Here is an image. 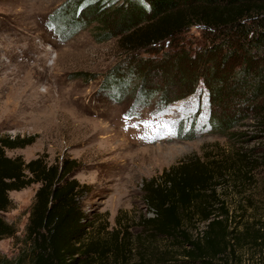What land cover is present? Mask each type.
Here are the masks:
<instances>
[{
	"label": "rangeland",
	"instance_id": "374dc122",
	"mask_svg": "<svg viewBox=\"0 0 264 264\" xmlns=\"http://www.w3.org/2000/svg\"><path fill=\"white\" fill-rule=\"evenodd\" d=\"M67 1L0 0V136H36L31 145L6 149L8 156H22L26 161L42 157L49 164L72 166L73 178L86 185L80 201L91 236L110 250L95 263L158 264L161 259L155 260L154 251L180 254L169 240H152L142 223L144 217L155 215L147 198L149 184H163L164 172L181 162L201 158L220 164L238 149L250 150L253 173L248 178L243 172L240 177L228 173L219 181L220 198L234 205L236 194L246 192L253 210L245 214L264 232L262 115L241 109V120L229 133L212 129L208 91L202 87L182 96L184 79L190 80L194 69H185V75L173 69L151 71V85L167 90L171 99L182 96L163 109L156 104L157 96L143 107L136 106L135 95L113 99L101 90V84L126 57L118 36L105 39L102 24L93 21L65 37L63 27L52 23L50 16ZM115 1L110 7L127 0ZM187 34L193 52L199 53L207 43L200 28L191 27ZM167 50L174 51L165 47L159 54ZM242 63L241 57L238 66ZM236 69L226 67L232 75ZM231 74L227 86L233 82ZM224 96V106L215 107L235 114L237 107L228 88ZM129 112L136 115L128 116ZM193 117L198 124L189 129ZM40 186L33 183L10 191L12 206L1 215L14 224L16 234L0 239V264H32L34 243L27 237V224ZM189 226L197 237L206 225L193 220ZM116 241L127 247L125 254L116 251ZM224 264H264V243L239 250Z\"/></svg>",
	"mask_w": 264,
	"mask_h": 264
},
{
	"label": "trees",
	"instance_id": "16d2710c",
	"mask_svg": "<svg viewBox=\"0 0 264 264\" xmlns=\"http://www.w3.org/2000/svg\"><path fill=\"white\" fill-rule=\"evenodd\" d=\"M115 2L68 0L50 16L52 23L63 27L65 37L93 21L102 24L105 39L118 36L119 49L126 57L105 75L102 91L118 100L135 95L137 107L157 96L156 104L163 109L203 87L208 91L212 129L229 133L241 120V109L262 115L264 120V0H127L110 7ZM90 16L97 18L89 20ZM194 26L207 41L199 53L193 52L187 34ZM165 47L174 51L159 54ZM228 66L238 69L232 75ZM171 69L183 75L185 69H194L191 79H184L182 96L174 99L148 79L153 70L168 73ZM229 74L234 78L227 86ZM227 88L237 107L235 114L215 107L224 106ZM197 124L191 118L189 129ZM179 129L185 132L184 127ZM35 140V135L0 136V239L16 234L14 224L1 215L12 206L10 191L40 183L27 224V237L34 243L32 264H96L95 259L106 257L110 250L91 236L80 201L86 185L73 178L72 166L49 164L42 157L26 161L6 153V149L23 148ZM249 151L238 149L237 159L235 153L229 154L220 164L201 158L181 162L164 172L163 184H149L147 198L155 215L144 217L146 232L152 240H169L180 253L174 256L165 250L159 255L154 251L155 260L161 259L158 264H224L239 250L264 243L262 228L245 214L253 210L246 192L236 194L234 205L221 199L219 192V181L228 173L240 177L243 172L245 178L253 173ZM193 220L206 225L197 237L189 226ZM114 247L122 254L127 251L122 241H116Z\"/></svg>",
	"mask_w": 264,
	"mask_h": 264
}]
</instances>
